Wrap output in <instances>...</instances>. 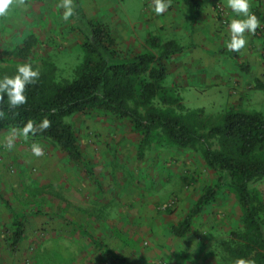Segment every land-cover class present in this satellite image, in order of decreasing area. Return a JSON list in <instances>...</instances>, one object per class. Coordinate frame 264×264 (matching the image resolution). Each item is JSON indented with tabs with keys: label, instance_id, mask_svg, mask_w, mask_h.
<instances>
[{
	"label": "rangeland",
	"instance_id": "374dc122",
	"mask_svg": "<svg viewBox=\"0 0 264 264\" xmlns=\"http://www.w3.org/2000/svg\"><path fill=\"white\" fill-rule=\"evenodd\" d=\"M195 1L196 12L185 0H169L157 15L149 0H78L86 17L104 23L125 53H156L153 44L167 39L182 45L183 51L166 61L163 83L206 123L217 122L230 108L264 114V0H250L260 26L244 34L246 45L235 52L237 58L225 46L227 21L236 15L227 0ZM58 3L12 0L8 15L0 17V74L11 75L17 64L30 61L40 71L70 78L82 57L81 34L74 16L65 20ZM28 35L36 38L29 56L8 54ZM256 54L263 69L247 77V58ZM66 120L94 168L99 189L50 140L18 135L15 147L8 149L6 139L14 129H0V197L7 201L0 199V264H232L227 246L242 228L241 202L204 164L200 146L178 148L156 133L138 158L139 135L128 123L81 112ZM32 142L40 143L42 156L32 154ZM213 185L214 197L194 217L189 232L172 234L169 226ZM249 187L264 196V178ZM7 204L24 213L58 215L27 217L24 238L11 250Z\"/></svg>",
	"mask_w": 264,
	"mask_h": 264
},
{
	"label": "trees",
	"instance_id": "16d2710c",
	"mask_svg": "<svg viewBox=\"0 0 264 264\" xmlns=\"http://www.w3.org/2000/svg\"><path fill=\"white\" fill-rule=\"evenodd\" d=\"M185 2L193 12L197 11L195 0ZM73 3L72 18L77 21L75 26L81 34L80 62L70 78L59 79L52 72L40 71L37 82L26 86L25 104L17 108H10L6 99L0 100V129L19 130L26 120L38 123L46 116L50 126L31 137L53 142L70 163L81 167L97 189L100 181L78 143L73 126L66 120L75 113L101 114L128 123L139 135L138 158L144 157L156 133L178 148L200 146L204 164L217 172L218 178L235 191L241 202L242 228L227 246L231 262L243 256L255 264H264V196L257 188L249 187L250 182L264 178V114L230 108L217 122L206 123L200 113L187 110L173 88L163 83L167 75L166 61L180 54L182 45L167 39L153 44L157 47L156 53H125L116 48L115 39L104 23L86 17L78 0ZM22 43L8 54L29 56L36 46V38L28 35ZM232 56L238 57L235 52ZM242 65L238 63L244 70L246 67ZM215 192V185L206 187L184 217L169 226L170 232L178 236L187 234L194 217ZM7 206L10 221L6 242L11 250L24 238L27 217L58 215L39 210L24 213L10 204ZM77 227L99 245L84 228Z\"/></svg>",
	"mask_w": 264,
	"mask_h": 264
},
{
	"label": "clouds",
	"instance_id": "9594fccd",
	"mask_svg": "<svg viewBox=\"0 0 264 264\" xmlns=\"http://www.w3.org/2000/svg\"><path fill=\"white\" fill-rule=\"evenodd\" d=\"M12 0H0V17L8 15ZM150 8L157 14L163 13L169 7V0H149ZM227 6L236 15L229 18L228 33L229 38L225 40L226 48L233 52L239 51L246 45L245 33H255L260 26L257 15L250 10V0H227ZM58 7L61 8L62 16L65 20L74 15L73 0H59ZM40 76L38 67H34L32 62L25 61L16 65L15 72L11 75L0 74V100L6 99L10 108H17L25 104L26 86L35 84ZM51 121L45 116L39 122L33 119L26 120L19 130H13L6 139L8 149L15 147L14 141L18 135L28 138L34 136L50 126ZM31 152L34 156H42L44 149L39 142L31 143ZM232 264H255L252 259L237 256Z\"/></svg>",
	"mask_w": 264,
	"mask_h": 264
},
{
	"label": "crops",
	"instance_id": "0c3cea01",
	"mask_svg": "<svg viewBox=\"0 0 264 264\" xmlns=\"http://www.w3.org/2000/svg\"><path fill=\"white\" fill-rule=\"evenodd\" d=\"M257 55L258 54H256V57L253 56V57L247 58L248 63L250 65L249 72H248L249 74L247 75V77L253 76L256 72H258V71L260 72L261 69H263V66H262L263 64L261 63V58H259V57L257 58ZM183 57H186V55Z\"/></svg>",
	"mask_w": 264,
	"mask_h": 264
},
{
	"label": "built area",
	"instance_id": "2783aa9c",
	"mask_svg": "<svg viewBox=\"0 0 264 264\" xmlns=\"http://www.w3.org/2000/svg\"><path fill=\"white\" fill-rule=\"evenodd\" d=\"M219 9L221 10V9H222V7H219Z\"/></svg>",
	"mask_w": 264,
	"mask_h": 264
}]
</instances>
